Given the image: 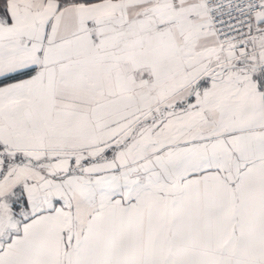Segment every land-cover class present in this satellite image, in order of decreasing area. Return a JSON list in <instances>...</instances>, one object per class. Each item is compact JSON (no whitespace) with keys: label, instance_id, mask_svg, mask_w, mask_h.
I'll list each match as a JSON object with an SVG mask.
<instances>
[{"label":"snow or ice","instance_id":"snow-or-ice-1","mask_svg":"<svg viewBox=\"0 0 264 264\" xmlns=\"http://www.w3.org/2000/svg\"><path fill=\"white\" fill-rule=\"evenodd\" d=\"M0 264H264V0H0Z\"/></svg>","mask_w":264,"mask_h":264}]
</instances>
